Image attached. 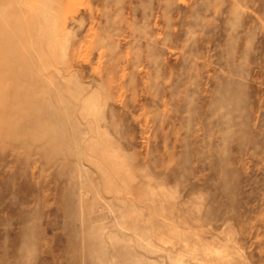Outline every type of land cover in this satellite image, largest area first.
Returning a JSON list of instances; mask_svg holds the SVG:
<instances>
[{"label":"rangeland","instance_id":"374dc122","mask_svg":"<svg viewBox=\"0 0 264 264\" xmlns=\"http://www.w3.org/2000/svg\"><path fill=\"white\" fill-rule=\"evenodd\" d=\"M0 264H264V0H0Z\"/></svg>","mask_w":264,"mask_h":264}]
</instances>
